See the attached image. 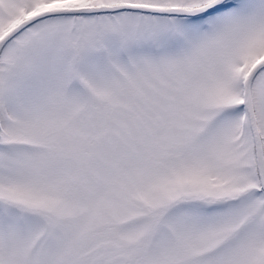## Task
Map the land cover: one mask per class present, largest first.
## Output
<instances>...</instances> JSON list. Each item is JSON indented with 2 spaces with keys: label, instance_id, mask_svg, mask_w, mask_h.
<instances>
[{
  "label": "snow or ice",
  "instance_id": "1",
  "mask_svg": "<svg viewBox=\"0 0 264 264\" xmlns=\"http://www.w3.org/2000/svg\"><path fill=\"white\" fill-rule=\"evenodd\" d=\"M0 264H264V0H0Z\"/></svg>",
  "mask_w": 264,
  "mask_h": 264
}]
</instances>
